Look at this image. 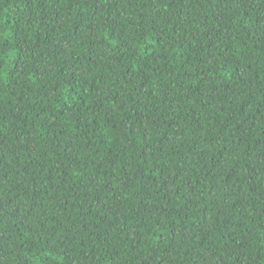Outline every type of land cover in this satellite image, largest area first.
<instances>
[{
  "label": "trees",
  "instance_id": "16d2710c",
  "mask_svg": "<svg viewBox=\"0 0 264 264\" xmlns=\"http://www.w3.org/2000/svg\"><path fill=\"white\" fill-rule=\"evenodd\" d=\"M0 264H264V0H0Z\"/></svg>",
  "mask_w": 264,
  "mask_h": 264
}]
</instances>
